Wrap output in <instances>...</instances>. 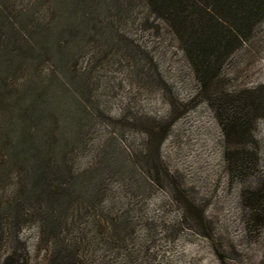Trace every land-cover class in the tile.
<instances>
[{"label": "rangeland", "instance_id": "1", "mask_svg": "<svg viewBox=\"0 0 264 264\" xmlns=\"http://www.w3.org/2000/svg\"><path fill=\"white\" fill-rule=\"evenodd\" d=\"M21 1L10 0L14 10ZM121 23L109 30L133 60L87 52L76 60L98 111L81 135L85 155L103 144L111 161L100 166V197L78 215L67 211L56 245L38 242L36 228L23 226L26 250L16 264H48L57 249L70 254V264H264L263 192L260 226L248 223L246 206L250 193L264 190V18L206 89L143 0ZM104 30L98 24L94 40ZM226 115L249 129L233 147L249 159L231 172L219 122ZM5 255L0 249V264Z\"/></svg>", "mask_w": 264, "mask_h": 264}, {"label": "trees", "instance_id": "2", "mask_svg": "<svg viewBox=\"0 0 264 264\" xmlns=\"http://www.w3.org/2000/svg\"><path fill=\"white\" fill-rule=\"evenodd\" d=\"M97 1L23 0L16 11L10 0H0V249L6 252L5 264H16L25 255L19 237L23 226L36 228L38 242L56 245L67 211L78 215L85 203L91 207L100 197V166L111 161L103 144L85 155L81 135L98 111L89 99L90 79L78 77L76 60L84 52L133 60L123 42L121 46V36L109 27L123 26L135 0H106L100 8ZM143 4L147 16L172 35L201 89L212 84L226 59L264 18V0ZM98 24L107 29L102 34L107 32L96 41ZM243 98L253 100L248 93ZM219 122L226 166L230 172L240 170L249 157L233 147L249 129L227 115ZM147 140L144 136L145 147ZM261 193L263 189L250 193L248 223L262 216ZM69 256L57 249L46 259L48 264H60L61 259L70 264Z\"/></svg>", "mask_w": 264, "mask_h": 264}]
</instances>
